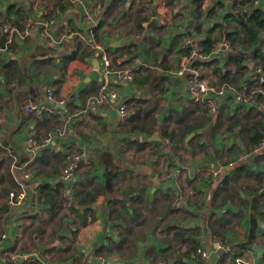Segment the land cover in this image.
<instances>
[{
	"label": "crops",
	"instance_id": "obj_1",
	"mask_svg": "<svg viewBox=\"0 0 264 264\" xmlns=\"http://www.w3.org/2000/svg\"><path fill=\"white\" fill-rule=\"evenodd\" d=\"M212 1L205 0V7ZM259 1V8L264 9V0ZM110 3L111 0H0V25L10 21L20 31L29 21L38 26L28 36L18 31L0 32V37L7 35L5 45L0 43V161L4 156L11 160L13 182L7 180L6 184L12 191L26 192L20 203L10 201L12 191L0 195V207L5 208L0 210V264H93L98 257H116L125 264H234L236 258L264 264V147L252 149L238 132L227 131V127L213 137L210 128L204 127L200 135L192 132L186 144L176 147L159 135L165 117L192 100L187 75L175 74L188 56L182 55L173 68L167 69L158 53L161 45L152 49L156 41L172 45L176 34L183 36L184 47L186 35L179 32V25L193 21L187 0H155L149 6L150 15L141 33L128 34L130 24L123 22L134 15L136 5L132 10L125 8L127 17L119 24H105L108 32L104 33V41H94L104 46L112 62H117V67H132L135 73L141 68L142 73H152L145 86H139L134 78L121 82L111 75L110 86L117 97L107 103L98 98L104 85L102 54L93 47L94 41L88 47L81 44L92 38V28L109 17L110 12L106 14L105 10ZM98 5L101 11L95 10ZM50 21L53 38L40 32V25ZM67 33H81L84 39L76 43L66 37ZM200 37L195 41L197 46ZM223 42L228 41L216 46L221 66L233 51L222 46ZM263 45L261 41L258 47ZM248 59L252 73L257 65L251 54ZM200 70L210 80L219 81L211 67ZM251 73L246 78L253 79ZM96 86L98 93H94ZM49 88L55 102L47 98ZM155 91L162 105L155 111L159 118L157 131L150 136L136 132L137 139L145 141L146 137L151 142L139 149L124 131L131 115V103L126 106V102L131 98L148 100ZM28 103L38 105L40 111L25 112ZM252 104L240 102L228 93L219 99L218 112L209 113L216 116L221 108L224 113H240ZM120 105L129 110L123 123L118 113ZM45 111L58 115L59 125L39 129L38 120ZM70 135L73 138L67 139ZM157 135L160 140H150ZM29 138L37 146L29 143ZM202 143L209 144L207 150L200 149ZM77 151H86L88 162L78 166L73 179L64 180L62 170ZM209 152L212 159L206 157ZM35 162L41 164L38 170ZM139 164L153 167L161 186L155 187L149 174L137 171ZM214 169H219L221 176L232 175L238 193L233 201H214L219 186V178L213 177ZM199 182L203 185L200 190ZM81 185L88 187L89 195L94 193L93 187L104 189L90 207L86 223L80 220L83 214L79 216L72 210ZM56 191L65 200H54L50 208L48 193ZM68 196L72 198L71 205ZM177 200L182 205L173 208ZM112 209L119 212L114 217L120 222L112 217ZM226 212L231 215L225 217ZM217 218L223 220L218 236L210 227V220ZM130 228L132 234L124 241L121 232ZM191 240L198 241L208 252L206 258H193V252L188 259L183 255ZM113 243L135 248L136 256L125 259L117 250L109 251ZM173 247L178 250L163 259ZM174 258L184 262L180 259L175 263Z\"/></svg>",
	"mask_w": 264,
	"mask_h": 264
},
{
	"label": "trees",
	"instance_id": "obj_2",
	"mask_svg": "<svg viewBox=\"0 0 264 264\" xmlns=\"http://www.w3.org/2000/svg\"><path fill=\"white\" fill-rule=\"evenodd\" d=\"M154 1L155 0H111L110 5L105 10L106 14L110 12L109 17H106L105 20H103L99 26L93 30V37L89 38L81 45L88 47L94 40L103 42L104 33L108 32L105 28V24L107 23L111 26L117 23L119 24L120 20L123 18L126 19L127 17L125 8L132 10L135 5L137 8L134 15L123 22L125 24H130L127 26L128 34L143 32L145 29V25L143 26V24L146 22L145 20L148 19V15H150L148 7ZM253 1L254 0H213L208 7H205V0H192L194 6L192 19L195 23L193 28L195 29L197 37L201 36L198 39L200 43L198 47L200 50L204 54H211L216 50L217 43L223 40H227L233 48V51L228 55L223 66H221V58L218 57L207 59L192 58V64L199 69L211 67L212 74L218 75V83L227 82L235 86L238 90L243 91V93L247 96L252 95L255 98V102L250 105V108H243L240 113H224V110L221 108L219 113L216 116H213L209 113V109L205 104H200L191 100L190 103L185 104L181 110L173 111L174 115L170 114L165 117L163 124H160L161 128L159 135L163 139H168L170 143L175 145V147L186 144V138L192 132H195L196 136L200 135L201 133L198 134V132L204 127L210 128V136L212 137L215 135L216 131L220 129L223 130L227 127V131L238 132L241 140L246 145L251 146L252 149L260 147L264 138V107L261 106V104L264 105V95L254 92V90L257 89L256 76H254V80L246 78L249 77L251 73L248 66V54H251V58L254 63L257 66H260L264 71V45L263 47H258L263 40L261 32L264 30V9L255 7L253 5ZM133 12L134 11H132V13ZM1 16L2 14L0 13V17ZM110 17L113 18L110 19ZM156 25L157 24H153V27L155 29H160V27L156 28ZM164 27L165 26L161 28ZM182 39L183 36L176 34V38L172 45L162 44V41H156L155 45H153L152 49L161 45V51L158 53L163 57V65L165 68H173L175 66V61L179 60L182 55L189 53V49L182 47ZM6 41L7 35H2L0 37L1 45L4 46ZM130 50V48L127 49V51ZM113 65L115 68L119 66L118 63L114 61ZM151 74V72L142 73L141 68L136 71L134 75V82H136L139 86H145L150 81ZM201 74L202 77L208 79L210 78L202 71ZM98 91V86H96L94 88V93H98ZM160 91H163V89H160ZM159 99L160 94L156 95L154 92L153 96H151L148 100L131 98L126 102V106L128 103H131L130 111L128 110L131 115L128 118L124 131L132 140L130 142L137 145L139 149H142L143 145L151 142H148L146 137L145 141L137 139L134 134L136 132H141L150 136L157 131L159 118L157 114H155V111L162 109ZM59 123L60 119L58 115L45 111L42 113L41 119L38 120V127L41 130H49L54 126L59 125ZM191 142H193V139L189 141V143ZM199 146L201 150H207L209 144L202 143L199 144ZM155 149L158 150L159 148L155 147ZM0 153H2L1 149ZM206 157L208 159H212L211 152L206 154ZM38 159H41V157ZM10 163L11 160L8 156H4L0 161V186L2 187L0 195L1 193H3L2 195H6V193L12 191V187L6 184L7 180H11L13 182ZM34 165L37 170L41 166V164L36 162ZM88 172H92L91 168L88 169ZM231 177L232 175L230 174L222 176L220 174V177H218L219 186L214 192V201L221 200L222 202H227L229 200H234V195L238 193ZM93 191L94 193L89 195L88 187L84 185L79 186L76 190V204L72 207V210L79 216L80 214H83V216H80L82 223L87 222V213L91 212V208L81 209V206L94 205L97 196L99 193L103 192L104 189L101 187H93ZM48 196L51 197V199L49 198L51 203L50 208H52L54 200H58L60 203L63 202V199L65 200L63 195L58 191H56L55 194L48 193ZM1 209L5 208L0 207V210ZM111 213L112 217H114L115 214L119 212L116 209H112ZM230 215L231 214L229 212H226L225 217ZM213 216L216 217L215 215ZM92 220H94V216H92ZM117 221L119 220L117 219ZM222 223L223 220H219L218 218L210 220V227L212 228L213 233L217 236L220 234ZM130 234H132L131 228L123 233L121 232V235L124 236V241ZM187 247L188 248L183 255L188 259L189 254L197 251V249L201 246L198 241L191 240L189 242V246ZM67 248H71V245H68ZM108 250H117L121 257L125 259H132L137 254L135 253V248L130 246L122 247L114 243L108 248ZM177 250L178 248L176 247L171 248L169 253L163 255V259L172 256ZM155 258L157 259V256H155ZM180 259L181 258H174V262L179 263ZM181 261L184 262L183 259H181ZM9 264H16V262H11ZM29 264L42 263L40 261H36ZM127 264L133 263L128 262Z\"/></svg>",
	"mask_w": 264,
	"mask_h": 264
},
{
	"label": "built area",
	"instance_id": "obj_3",
	"mask_svg": "<svg viewBox=\"0 0 264 264\" xmlns=\"http://www.w3.org/2000/svg\"><path fill=\"white\" fill-rule=\"evenodd\" d=\"M254 5L257 7H260V1L255 0ZM101 5H98L95 10L101 11L102 9ZM52 21L46 22L45 24L40 25V32L44 37L47 38H53L51 35V25ZM193 21L191 23L185 22L183 23L181 32L186 35V39L184 42V47L189 49V51H192L191 57H185L181 64L176 69L175 74L177 76H185L187 75V83L190 89L191 93V99L194 100L197 103H203L205 104L209 112L211 114H215L218 112L220 105H219V99L221 97H225L228 93L233 95L235 99H237L240 102L243 103H254L255 98L250 95L247 96L245 93L239 91L235 86L227 83H216L212 82L208 78L202 77L201 70L194 66L192 64L191 59L192 58H198V59H207V58H214L217 57L219 54V49L216 48L215 51H213L211 54H204L200 48L196 45L195 41L197 39V34L195 33V29L193 28L195 25ZM0 32L10 34L12 32L18 31L23 34V36L30 35L36 27V23L29 21L26 24V27L24 31H20L19 28L12 22H6L5 24L0 25ZM96 26V25H95ZM94 26V27H95ZM93 30L92 28L90 30V35L93 37ZM262 38L264 41V30L261 32ZM66 37L73 38L76 43L80 42L82 39H84V35L81 33H67ZM93 47L98 50L102 54V65L104 67V85L99 95V100L101 102H107L109 103L111 100L115 99L117 97L116 91L110 86V78L111 75L115 74L118 77V80L121 82H131L135 75V69L132 67H117L115 68L113 65V62L111 58L109 57L108 53L106 52L104 46L98 42H93ZM228 50H233L231 45L228 42H223L221 44ZM191 61V62H190ZM120 63V62H119ZM253 79L254 76L257 78L258 83L260 86L254 90L255 93H262L264 95V71L260 66H257L256 68H253V71L251 73ZM47 98L51 102H55V97L53 91L49 88L47 89ZM39 106L33 105L32 103H28L25 105V112L28 113H35L39 112ZM119 117L121 120V123L125 122L128 117V110L125 105H120L118 108ZM29 143H31L34 146H37L33 142V139L29 138L27 140ZM264 147V140L262 141L261 147ZM258 148V149H260ZM82 162H88V154L86 151H77L73 152L70 155V161L66 165V167L63 169L62 177L64 180H70L73 179L75 175V170L78 169V166ZM220 175L219 169L213 170V177L217 178ZM26 177L29 176L27 173L25 175ZM264 186V183H263ZM26 198V192L24 189H20L19 191H12L9 194V199L14 200L16 203H20ZM68 204H72V198L71 196H68ZM183 201V200H182ZM182 205L181 200L174 201L172 203L173 208H178ZM206 258L208 256V252L205 251L203 248H198L197 251L192 253L193 258L198 257ZM99 263L98 264H108L109 262L117 261V258L115 259L109 258V257H98ZM234 264H251L248 260L245 258H236Z\"/></svg>",
	"mask_w": 264,
	"mask_h": 264
},
{
	"label": "water",
	"instance_id": "obj_4",
	"mask_svg": "<svg viewBox=\"0 0 264 264\" xmlns=\"http://www.w3.org/2000/svg\"><path fill=\"white\" fill-rule=\"evenodd\" d=\"M187 6L191 9V13L193 14V9H194V6L192 4V1L191 0H187ZM118 43V42H117ZM222 101V100H221ZM220 101V102H221ZM193 135V133H192ZM73 138V135H70L67 139H71ZM160 140L161 138H159V136H155V137H151L150 140ZM136 170L137 171H142V172H145L147 174H149L153 180H154V183H155V187H158V186H161L162 184V181L160 180L159 176L156 174L155 170L153 169V167H151L150 165L148 164H139L137 165L136 167ZM154 190H156V188H154ZM92 206L90 205H84V206H81V209H86V208H90ZM259 252H262V249L259 248L257 245L254 246ZM111 264H125V263H111Z\"/></svg>",
	"mask_w": 264,
	"mask_h": 264
},
{
	"label": "rangeland",
	"instance_id": "obj_5",
	"mask_svg": "<svg viewBox=\"0 0 264 264\" xmlns=\"http://www.w3.org/2000/svg\"><path fill=\"white\" fill-rule=\"evenodd\" d=\"M102 9V8H101ZM148 9H149V7H148ZM161 12V11H160ZM160 22V21H159ZM188 23H191V21H189ZM2 25V24H1ZM182 26H183V24H181V25H179V32L181 33V34H183L182 32H181V29H182ZM124 36V35H123ZM191 53H192V51H189V53L188 54H186L188 57H191ZM213 83H214V81H212ZM216 83H218V82H216ZM155 94L156 95H159V92L158 91H155ZM201 104H203V103H201ZM203 185H202V183L201 182H199L198 184H197V187H198V190H200V188L202 187ZM207 189L209 190V185L207 184ZM31 253V252H30ZM30 253H27V254H30Z\"/></svg>",
	"mask_w": 264,
	"mask_h": 264
},
{
	"label": "clouds",
	"instance_id": "obj_6",
	"mask_svg": "<svg viewBox=\"0 0 264 264\" xmlns=\"http://www.w3.org/2000/svg\"><path fill=\"white\" fill-rule=\"evenodd\" d=\"M255 79V78H254ZM253 79V80H254ZM257 79V78H256ZM256 83H257V88L260 86V84L258 83V80H256ZM65 168V167H64ZM63 168V169H64ZM28 172H25V175L27 174ZM62 173H63V170H62ZM29 174V173H28ZM26 177V176H25ZM219 177H220V175H219ZM218 178V177H217ZM202 248V247H201ZM99 263V260H97L95 263H93V264H98ZM111 263H122V261H113V262H109L108 264H111ZM124 263V262H123Z\"/></svg>",
	"mask_w": 264,
	"mask_h": 264
}]
</instances>
